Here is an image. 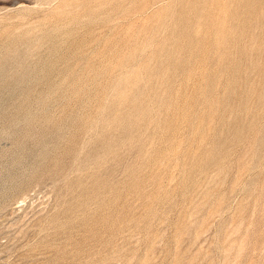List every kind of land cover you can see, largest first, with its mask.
<instances>
[{
	"label": "rangeland",
	"instance_id": "obj_1",
	"mask_svg": "<svg viewBox=\"0 0 264 264\" xmlns=\"http://www.w3.org/2000/svg\"><path fill=\"white\" fill-rule=\"evenodd\" d=\"M0 264H264V0H0Z\"/></svg>",
	"mask_w": 264,
	"mask_h": 264
},
{
	"label": "bare ground",
	"instance_id": "obj_2",
	"mask_svg": "<svg viewBox=\"0 0 264 264\" xmlns=\"http://www.w3.org/2000/svg\"><path fill=\"white\" fill-rule=\"evenodd\" d=\"M3 81V80H2ZM7 85V84H6Z\"/></svg>",
	"mask_w": 264,
	"mask_h": 264
}]
</instances>
